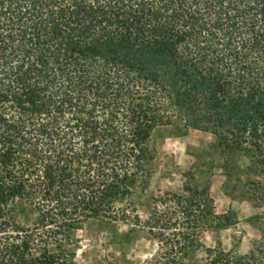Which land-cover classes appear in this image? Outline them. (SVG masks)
<instances>
[{"label":"trees","instance_id":"trees-1","mask_svg":"<svg viewBox=\"0 0 264 264\" xmlns=\"http://www.w3.org/2000/svg\"><path fill=\"white\" fill-rule=\"evenodd\" d=\"M162 126L264 168V0H0V264H78L92 220L159 246L100 264H264L203 241L208 187L151 191Z\"/></svg>","mask_w":264,"mask_h":264},{"label":"rangeland","instance_id":"rangeland-1","mask_svg":"<svg viewBox=\"0 0 264 264\" xmlns=\"http://www.w3.org/2000/svg\"><path fill=\"white\" fill-rule=\"evenodd\" d=\"M157 153L151 191L157 195L184 193L186 187H208L218 214L228 225L203 235L208 246L221 245L264 261V168L253 152L233 153L216 134L199 129L179 132L171 126L155 130ZM145 216L147 211L142 209ZM113 226L100 220L87 222L76 233L78 264H100L125 258L136 263L153 257L159 246L146 232Z\"/></svg>","mask_w":264,"mask_h":264}]
</instances>
